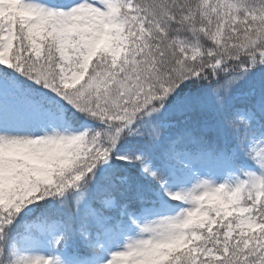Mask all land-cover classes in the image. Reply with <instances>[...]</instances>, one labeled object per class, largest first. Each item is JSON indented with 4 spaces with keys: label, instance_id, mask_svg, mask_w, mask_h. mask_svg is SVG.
<instances>
[{
    "label": "snow or ice",
    "instance_id": "obj_1",
    "mask_svg": "<svg viewBox=\"0 0 264 264\" xmlns=\"http://www.w3.org/2000/svg\"><path fill=\"white\" fill-rule=\"evenodd\" d=\"M0 264H264V0H0Z\"/></svg>",
    "mask_w": 264,
    "mask_h": 264
}]
</instances>
